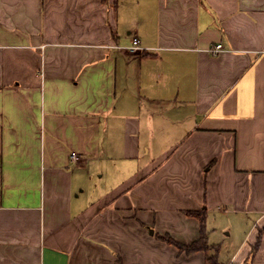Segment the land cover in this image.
Segmentation results:
<instances>
[{"label": "crops", "instance_id": "0c3cea01", "mask_svg": "<svg viewBox=\"0 0 264 264\" xmlns=\"http://www.w3.org/2000/svg\"><path fill=\"white\" fill-rule=\"evenodd\" d=\"M201 207L264 264V0H0V264H154Z\"/></svg>", "mask_w": 264, "mask_h": 264}, {"label": "rangeland", "instance_id": "374dc122", "mask_svg": "<svg viewBox=\"0 0 264 264\" xmlns=\"http://www.w3.org/2000/svg\"><path fill=\"white\" fill-rule=\"evenodd\" d=\"M226 222L221 223L220 225H225ZM153 230V227H149V231ZM158 237L156 236V239ZM222 238L215 239L217 243L215 245L217 248H212L209 253L208 257L211 258V261L218 262V264H227L229 257L231 256V252L233 250V245L224 246V242L226 241L224 239V242H221ZM181 254H186L184 252H179V250L174 245H166L164 248L159 249L158 247H155L154 255H155V261L154 264H205L204 258H198V257H189L186 259H179L177 256Z\"/></svg>", "mask_w": 264, "mask_h": 264}, {"label": "trees", "instance_id": "16d2710c", "mask_svg": "<svg viewBox=\"0 0 264 264\" xmlns=\"http://www.w3.org/2000/svg\"><path fill=\"white\" fill-rule=\"evenodd\" d=\"M186 214L193 216L198 221V229H199V235L197 239L189 242V243H180L176 240H174L171 236L168 234L164 235H157L158 238L165 241L166 243L172 244L176 246V248L179 250V252H184L186 254H190L196 251H207L209 248L214 247L217 248L216 245H210L208 243V230L206 226V209L205 207H201L197 210H187ZM260 234L258 235L256 242L253 244L250 255L252 256L255 251L257 250L258 244H259ZM208 260L211 261V258ZM212 264H217L215 261H211Z\"/></svg>", "mask_w": 264, "mask_h": 264}, {"label": "built area", "instance_id": "2783aa9c", "mask_svg": "<svg viewBox=\"0 0 264 264\" xmlns=\"http://www.w3.org/2000/svg\"><path fill=\"white\" fill-rule=\"evenodd\" d=\"M129 48L131 50H134V49H138L139 48V39H138V37L134 36L132 38V44L130 45ZM221 49H222V45L220 43H218V44H215V45L211 46L208 50L210 52H212V53H217ZM72 157L73 158H76V156L74 154H72ZM228 264H231V263H228Z\"/></svg>", "mask_w": 264, "mask_h": 264}]
</instances>
